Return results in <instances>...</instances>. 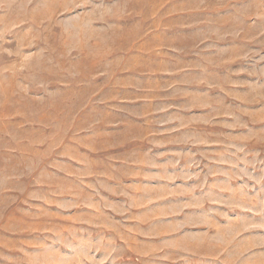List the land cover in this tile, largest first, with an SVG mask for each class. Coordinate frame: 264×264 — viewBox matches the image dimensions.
I'll list each match as a JSON object with an SVG mask.
<instances>
[{
  "label": "crops",
  "instance_id": "obj_1",
  "mask_svg": "<svg viewBox=\"0 0 264 264\" xmlns=\"http://www.w3.org/2000/svg\"><path fill=\"white\" fill-rule=\"evenodd\" d=\"M183 34L148 31L108 58L81 111L47 121L43 108L27 120L0 109L2 253L142 264L200 233L198 218L216 210L206 201L221 196L222 153L238 145L222 128L237 122V74L205 41L161 39Z\"/></svg>",
  "mask_w": 264,
  "mask_h": 264
},
{
  "label": "rangeland",
  "instance_id": "obj_2",
  "mask_svg": "<svg viewBox=\"0 0 264 264\" xmlns=\"http://www.w3.org/2000/svg\"><path fill=\"white\" fill-rule=\"evenodd\" d=\"M152 30L185 33L166 41H205L236 71L237 122L222 128L237 131L230 138L238 145L222 153L221 196L206 201L214 216L198 218L192 230L201 231L184 239L185 250L146 255L142 264H264V0H0V109L27 120L28 108H43L47 121L83 110L105 61ZM31 251H0V264L54 257Z\"/></svg>",
  "mask_w": 264,
  "mask_h": 264
}]
</instances>
